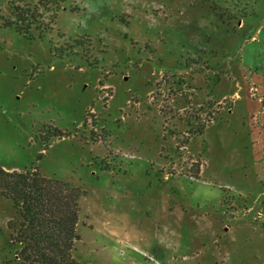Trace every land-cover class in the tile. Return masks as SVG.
<instances>
[{
	"label": "rangeland",
	"instance_id": "374dc122",
	"mask_svg": "<svg viewBox=\"0 0 264 264\" xmlns=\"http://www.w3.org/2000/svg\"><path fill=\"white\" fill-rule=\"evenodd\" d=\"M32 35L0 28V165L80 190L79 264H264V0H66Z\"/></svg>",
	"mask_w": 264,
	"mask_h": 264
},
{
	"label": "trees",
	"instance_id": "16d2710c",
	"mask_svg": "<svg viewBox=\"0 0 264 264\" xmlns=\"http://www.w3.org/2000/svg\"><path fill=\"white\" fill-rule=\"evenodd\" d=\"M3 1L9 8V16L0 11V28H14L28 37L37 31L41 37L53 29L66 0ZM205 126L194 133H202ZM0 194L13 201L18 215L9 223V244L17 246L15 264H79L73 256L75 243L80 239L78 188L48 178L35 167L8 170L0 165Z\"/></svg>",
	"mask_w": 264,
	"mask_h": 264
}]
</instances>
